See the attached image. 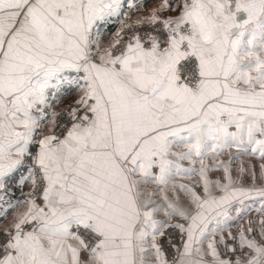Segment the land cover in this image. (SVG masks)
Instances as JSON below:
<instances>
[{
  "label": "snow or ice",
  "instance_id": "snow-or-ice-1",
  "mask_svg": "<svg viewBox=\"0 0 264 264\" xmlns=\"http://www.w3.org/2000/svg\"><path fill=\"white\" fill-rule=\"evenodd\" d=\"M151 2L0 0V264H264V0Z\"/></svg>",
  "mask_w": 264,
  "mask_h": 264
},
{
  "label": "crops",
  "instance_id": "crops-1",
  "mask_svg": "<svg viewBox=\"0 0 264 264\" xmlns=\"http://www.w3.org/2000/svg\"><path fill=\"white\" fill-rule=\"evenodd\" d=\"M154 3H155V0H152L151 3H148V4L146 5V7H147L148 9H150V8H152V7L154 6ZM126 10H127V9H126ZM121 18H124V17H121ZM133 19H135V16L133 17ZM113 21H116V20H113ZM113 21H112L111 24H109V25L107 26V29H106V33H107V34H111V33H113V32L110 31V29H111V28L113 27V25H114V22H113ZM112 24H113V25H112ZM105 38L107 39V35H106ZM246 163H251V161L248 160V161H246ZM238 167H239V162H237L236 165H234V168H238ZM256 167H257V179H256L255 183H256V185L259 187V186L264 185V179H262V178L260 177V175H259V161H256ZM236 175H237V173L234 171V177H235ZM251 183H252V177H251V174H248V175H246V176L243 178V184H244V186H248V185H250ZM249 203H251V201H249ZM258 206H259L258 203L253 204V209H255V208L258 207ZM22 210H23V205L21 204L17 209H14V210L9 211L8 216H7V219H4V220L1 222V224L4 225V224H7V223H10L11 220L14 218L15 212H16V211H22ZM255 215H257V214L255 213L254 210H253L252 212L249 213V216H255ZM237 223H241V222H237ZM231 230L233 231V233H235L236 228L233 227ZM224 235L227 236V231L224 233ZM176 242L178 243V241H176Z\"/></svg>",
  "mask_w": 264,
  "mask_h": 264
},
{
  "label": "rangeland",
  "instance_id": "rangeland-1",
  "mask_svg": "<svg viewBox=\"0 0 264 264\" xmlns=\"http://www.w3.org/2000/svg\"><path fill=\"white\" fill-rule=\"evenodd\" d=\"M120 19H125V18H120ZM113 22H114V25L112 24L113 27L110 29L111 32H115L116 29L120 27V24H119V22L117 20L113 21ZM77 96H78V93L76 92L74 87L66 86L65 89H64V92L62 93V96H61V103L56 108V111L67 108L70 104L73 103V101L77 98ZM21 175L27 176L26 169H23V172L20 174V176H19V178L17 180L18 184H19V180L21 179ZM21 186H23V191L26 190V193L24 194L23 197L21 196L19 198H16L15 200H13L14 204L17 201H21L22 202L24 199L27 198L28 194L31 192V184H30V182H25ZM3 220L4 219L0 220V225H2L1 222ZM165 247H167L166 242H165Z\"/></svg>",
  "mask_w": 264,
  "mask_h": 264
},
{
  "label": "built area",
  "instance_id": "built-area-1",
  "mask_svg": "<svg viewBox=\"0 0 264 264\" xmlns=\"http://www.w3.org/2000/svg\"><path fill=\"white\" fill-rule=\"evenodd\" d=\"M61 110H58L57 112H59ZM62 121L64 120H67V117L66 116H62L60 118ZM23 172V169H21L20 172H17L15 177H14V182L10 183L7 185V188L10 189L9 193H8V196H7V199L11 200L12 203L14 202L13 200H15L16 198H19V197H23L24 194L26 193V190L23 191V186H21V184L17 182L20 174ZM2 220V219H0Z\"/></svg>",
  "mask_w": 264,
  "mask_h": 264
}]
</instances>
